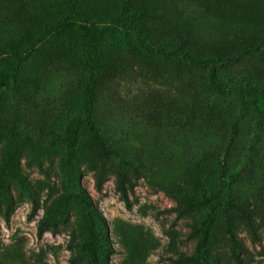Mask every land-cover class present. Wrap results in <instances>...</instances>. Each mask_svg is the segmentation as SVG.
I'll use <instances>...</instances> for the list:
<instances>
[{"label":"rangeland","instance_id":"374dc122","mask_svg":"<svg viewBox=\"0 0 264 264\" xmlns=\"http://www.w3.org/2000/svg\"><path fill=\"white\" fill-rule=\"evenodd\" d=\"M71 1L0 0V72L25 55L0 97V264H264V115L246 91L264 94V0ZM87 84L108 157L83 119L67 130ZM70 169L103 217L96 255Z\"/></svg>","mask_w":264,"mask_h":264},{"label":"trees","instance_id":"16d2710c","mask_svg":"<svg viewBox=\"0 0 264 264\" xmlns=\"http://www.w3.org/2000/svg\"><path fill=\"white\" fill-rule=\"evenodd\" d=\"M48 4L51 6H67L70 9L74 8V3L71 0H45ZM161 52L164 55L167 56H177L178 58L182 59L183 61L195 64V65H210L214 67L219 63L218 59L212 56L209 57H198L190 52L182 49V48H172L169 50H161ZM25 58V55L18 53V52H8L2 57V63L3 67L1 68L0 72V97L1 95L6 92H13L15 90V79L17 76V73L19 71V68L22 65V62ZM86 62L88 64V67L90 68V74L91 76L97 75L100 70L103 67V58L98 56L97 54L89 53ZM219 90L221 93H224L225 89L222 85H219ZM252 97L255 99L256 105L262 115H264V94L258 92L257 90L253 88H248L246 90ZM239 97L243 100L244 99V91L238 90ZM93 97H94V89L91 84H87L85 88L83 103L81 106H79L74 114V116L70 119L67 130L70 134H73L79 123L82 121H85L87 123V126L91 132V135L99 145L102 153L104 154V157H108L110 154H113L114 151H111L109 147L107 146L105 140L103 139V136L101 135V132L95 122L93 121L91 117V113L93 110ZM68 184L71 186L72 190L76 193L78 198L81 200L82 204L84 205L87 216H88V223H89V240H88V246L92 248V252L94 255H96V248H97V242L100 241L101 233L96 232V221L103 222V217L97 212L92 197L90 194L83 188L76 189L75 183H74V176H73V170L70 169L68 171ZM132 184V181L129 179V177L124 174L120 173L117 180V188L120 192V195L122 199L126 202L127 205H129V196H128V189L127 185ZM96 187L98 190L101 189L102 183L98 180L96 182ZM203 200L210 201V197H204ZM225 202L227 204L228 208H234V209H241V207L235 203V201L231 198H226ZM44 224V222L41 220L40 222V228ZM1 241V239H0Z\"/></svg>","mask_w":264,"mask_h":264}]
</instances>
